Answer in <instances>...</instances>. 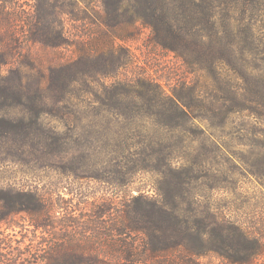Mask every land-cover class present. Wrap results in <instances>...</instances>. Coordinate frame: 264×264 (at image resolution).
Segmentation results:
<instances>
[{"label":"trees","instance_id":"1","mask_svg":"<svg viewBox=\"0 0 264 264\" xmlns=\"http://www.w3.org/2000/svg\"><path fill=\"white\" fill-rule=\"evenodd\" d=\"M34 1L27 15L20 0L0 3V162L11 156L101 180L121 193L95 200L86 223L59 217L71 200L57 199L52 189L0 193L7 216L26 212L44 235L27 263L264 264L257 262L264 257V201L246 221L218 214L200 198L205 186L227 185L199 184L216 169L201 159L182 165L184 154L170 140L178 131L182 147L183 134L198 122L207 134L213 119L223 126L237 112L264 113V64L257 62H264V0ZM67 18L83 22L82 34L66 30ZM144 29L197 74L189 86L195 94L184 93L187 78L170 93L146 75L116 79L134 59L123 43ZM70 44L77 53L68 57L61 48ZM35 45L43 52L27 51ZM144 111L164 115L153 122L166 126L170 138L147 133ZM97 142L108 149L84 148ZM146 173L161 177L157 195L135 187ZM214 256L221 260L203 261Z\"/></svg>","mask_w":264,"mask_h":264},{"label":"rangeland","instance_id":"2","mask_svg":"<svg viewBox=\"0 0 264 264\" xmlns=\"http://www.w3.org/2000/svg\"><path fill=\"white\" fill-rule=\"evenodd\" d=\"M34 3V0H20L22 9L26 11L24 15H27V10L30 13L33 12ZM17 25V29L21 32L24 27L20 19ZM83 29V22L66 19V30L69 33L82 34ZM93 37L91 35L88 39L90 44L96 42ZM69 38L72 40L73 36L70 34ZM123 45L129 48L134 59L131 65L119 72V77L116 79L133 80L138 75H146L160 83L170 93L173 88L179 86L182 80L187 78L184 93L186 95L195 94V91L189 89V86L194 85L197 74H188L183 63L174 54L152 43L149 29H144L138 38L129 39ZM23 50L25 52L27 47ZM75 50L76 48L71 44L61 48V51L68 57L74 56L77 53ZM27 51L32 52V55L43 52L39 45H35ZM257 62L264 64L261 59H257ZM92 106L94 105H90L88 113L90 124L96 118ZM150 112H141L150 128L147 133L169 137L166 126H159L153 122L159 117L164 118V115ZM199 112L197 109V115ZM259 112L255 109L237 112L223 126L218 119H213V122L212 120L208 121L206 122L209 125L207 134L201 132L200 129L204 126L198 122L194 124L192 131L183 134L186 136V140L182 147L178 146L180 145L178 131L175 134L171 133V138L169 137L176 143L173 148L175 147L177 152L184 154V157L179 160L182 165H190L193 160L201 159L206 165L209 164L216 169V171L212 170L213 175L211 174L208 179L199 180V184L202 182L206 185L207 183L227 185L225 189L205 186L206 194L200 198L201 201L211 203L220 215L225 214L233 219L239 217V220L243 221L250 218L253 213L260 212L259 206L264 201V113ZM108 118L113 119L112 114L109 113ZM52 122L59 123L61 128L63 127V134L66 133L67 128L62 126L61 122L56 120ZM67 147L70 146L63 145L62 148ZM137 147L142 149L144 146ZM84 148L91 151L95 148L100 153L108 149L102 142H97L96 145L88 143ZM10 157L0 162V193L10 188L38 187L43 192L52 189L57 199L71 200L67 203L68 210H61L57 213L59 217L65 216L72 221L86 223L91 218V207L95 200L107 197L110 193L114 195L121 193V190L101 180L77 177L72 173H61L59 169H41L37 163L20 162L11 160ZM55 160L60 161L59 157H56ZM160 178L157 173L141 174L135 187L139 186L144 188L147 193L157 195L154 186L159 184ZM6 213L5 207L0 208V264H6L5 261L12 263L15 259L17 264H28L26 258L28 250L30 247L39 248L44 235L41 229L34 227L26 212H20L11 217ZM60 230L61 228L58 226L55 232H60ZM46 238L48 239V236ZM263 258L259 257L257 262L261 263ZM220 260L215 256L203 259V261H212V263ZM31 261H35L34 256L31 257Z\"/></svg>","mask_w":264,"mask_h":264}]
</instances>
